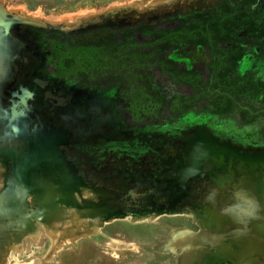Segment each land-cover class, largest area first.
I'll return each mask as SVG.
<instances>
[{
	"label": "rangeland",
	"instance_id": "1",
	"mask_svg": "<svg viewBox=\"0 0 264 264\" xmlns=\"http://www.w3.org/2000/svg\"><path fill=\"white\" fill-rule=\"evenodd\" d=\"M222 1L0 0V264H264V121L241 128L197 110L132 136L117 119L98 135L100 119L87 113L73 125L51 115L62 139L35 133L48 120L31 81L48 74L46 36L92 37ZM261 54L264 41L244 67ZM64 86L115 116L113 93ZM19 99L29 121L19 116L13 128ZM147 129L162 136H138Z\"/></svg>",
	"mask_w": 264,
	"mask_h": 264
},
{
	"label": "trees",
	"instance_id": "2",
	"mask_svg": "<svg viewBox=\"0 0 264 264\" xmlns=\"http://www.w3.org/2000/svg\"><path fill=\"white\" fill-rule=\"evenodd\" d=\"M253 3L252 0H243L232 5L223 1L211 9L169 20L173 21V25L167 29L142 24L136 29L88 38L60 35L57 40L51 41L53 65L61 77L105 84L107 87L120 83L132 95L143 97V101L146 100V88L152 87L155 102L163 106L166 97L160 85H157L155 76H152L159 68L161 74L176 84L189 85L195 93L191 97L177 95L172 98V113L185 114L198 101L209 99L217 101V105L213 106L216 111L227 115L234 100L242 97L248 89L251 91L252 86L257 87L252 78L213 73L209 80L204 81L200 73L179 70L177 63L166 58L165 53L173 48L185 49L203 44L211 48L213 56L225 59L232 53L228 49H219L221 44L235 43L241 30L255 34L261 31L262 13L252 8ZM140 36L152 40L137 42ZM221 63L220 66L224 67Z\"/></svg>",
	"mask_w": 264,
	"mask_h": 264
},
{
	"label": "flooded vegetation",
	"instance_id": "3",
	"mask_svg": "<svg viewBox=\"0 0 264 264\" xmlns=\"http://www.w3.org/2000/svg\"><path fill=\"white\" fill-rule=\"evenodd\" d=\"M224 1L230 2L229 0ZM241 1L243 0H238L237 2L230 3L232 5H236ZM252 1L254 2L252 8L259 9L262 13L263 21L261 22V31H258V33L255 34L247 32L245 30H241L240 36L236 39L235 43L233 41H230L227 44H221L219 46V49H228L232 53L225 59L220 60L216 58L215 55L213 56L211 48H208L203 44H196L193 47H187L185 49L173 48L165 53L166 58H171L177 63L179 70L195 71L197 73H200L204 81L209 80V77L213 73L220 75H229L230 77H251L252 80L257 84V87L252 86L251 91H248V89L247 91H245L242 97L234 100L235 102H233V104L231 103V111L229 114L224 115L216 111L213 106L217 105V101L215 102V100L212 101L209 99L198 101L193 105L192 109L185 114L172 113L170 111V101L172 100V98L177 95L191 97L195 93L189 85L176 84L168 76L161 74L159 68H156L152 76H155L157 85H160V88L162 90L161 92L166 97V102L163 104V106H159V104L155 102L152 93V87L149 86L145 90L146 100L143 101V97H140L138 94L137 96L134 94L132 95V93L125 90L120 83L113 87H107L105 84L97 85L95 83L76 81L68 77H61L58 75L53 65L54 56L52 52L51 41L55 39L57 40L58 36L60 35H69L71 37L75 36L71 34H51L49 36H46L45 39L46 48L50 54L49 67L47 70L48 74L47 76H42V78H39L38 75H34L31 79L32 83L41 90L42 101L49 104L48 107H46V111L48 113L45 114V117L48 120L44 121L38 119L39 125L35 133L39 132V134L41 135H46L45 137L49 141L54 138L62 139L61 135L63 134L60 130L61 128L53 125L54 123L50 120L53 118L51 115H54L58 120L73 125L75 124L76 120L74 118H83L85 115H87V113H96V115L100 119L99 123H93V134L97 133L98 135H100L101 133L100 131L101 127H103V124H107V122L110 125V129L112 131V123L117 119L122 124H124V127L126 126L127 128H130L125 132V134L132 136L134 134V131L139 132L144 129V127L149 126L150 123H154V125L156 126H159L160 124L166 125L167 120H165V117H170L169 121L174 122L177 120H183L184 118L193 115L197 110H202L204 113L215 118L217 121H233L237 123L241 128L255 126L259 122H263L264 54H261V59L257 60L258 62L244 67V62L247 57L251 56V54L254 52V47L258 46L261 41H264V0ZM141 25L127 29H136ZM151 25H157L158 28L167 29L173 25V21L168 20L165 22L153 23ZM123 30H111L109 32H121ZM151 40V38L142 36L136 39V41L140 43H146ZM174 55H177L178 57ZM186 61H188L192 65L185 64ZM220 62L224 64V67L220 66ZM257 68L259 70L261 69L262 74H259L256 71ZM163 79L168 80L174 87H182L183 91H170L169 88L165 87L162 81ZM65 82H68L69 84H78L82 88H97L101 91H104V93H113V108L115 116L109 118L108 116L103 114L104 111L101 109L100 105L94 104L93 102L94 95H89L85 91H77L71 88L69 89L64 86ZM229 95L232 99H235L231 93H229ZM82 96H85L86 98L85 102L88 104L87 108L79 105V100ZM4 97H2V99H4ZM22 99H19L22 102V104L19 106V109L17 107H12L9 112V122L11 123H9V125H12L13 128H15V124L18 123L20 117H23L22 119L29 121L25 117V114L21 113V110H24V112H26V110H30L31 107H29L28 104L26 105ZM154 106H158V108H154ZM82 110H84V112H81ZM36 118L37 117H35V119ZM31 133L34 135L33 132ZM138 136L158 139L160 136H162V133L154 132L153 129H147L144 131V133H139ZM210 140H213V138H210ZM227 146L230 145L227 144ZM233 149L238 150L236 147ZM238 152L239 151H237V153ZM244 219L245 218L242 217V222H245ZM252 222V224L255 225V227L257 226V229L261 231V219H253Z\"/></svg>",
	"mask_w": 264,
	"mask_h": 264
}]
</instances>
